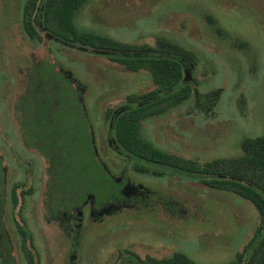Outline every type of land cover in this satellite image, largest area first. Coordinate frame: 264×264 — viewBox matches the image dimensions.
<instances>
[{
  "label": "rangeland",
  "instance_id": "rangeland-1",
  "mask_svg": "<svg viewBox=\"0 0 264 264\" xmlns=\"http://www.w3.org/2000/svg\"><path fill=\"white\" fill-rule=\"evenodd\" d=\"M23 2L0 0V145L15 146L16 117L21 112L14 107L27 94V83L37 89L38 80L52 76L48 86L55 99L49 101L59 103L53 108L59 109L55 116L66 119L62 125L78 150L75 190L83 193L75 198L76 204L84 193L95 203H104L118 196L112 178L117 179L124 167L108 147L105 113L124 105L129 95L150 92L154 85L146 71L131 73L102 56L68 50L43 33L39 42L28 40L21 29ZM73 23L80 30L131 45L153 46L164 39L194 55L192 86L199 106L191 98L140 122L141 138L154 147L203 164L239 156L244 138L264 132V0H89ZM70 78L83 87V111L76 102L75 84L67 82ZM85 120L90 136L80 129ZM51 122L61 124L54 118ZM27 127L34 132L39 128L33 122ZM51 134L40 139L28 135L27 144H44L45 151L48 143L60 145ZM27 162L24 217L38 264H114L124 249L141 258L182 253L195 264H226L257 224L253 206L237 196L176 175L138 174L128 166L130 182L153 194L148 206L120 210L103 216L101 222L84 219L73 229L74 237L50 220L49 207L55 213L60 202L48 207L44 200V164L29 149ZM14 236L19 244L20 237ZM16 259L24 264L18 249Z\"/></svg>",
  "mask_w": 264,
  "mask_h": 264
},
{
  "label": "trees",
  "instance_id": "trees-1",
  "mask_svg": "<svg viewBox=\"0 0 264 264\" xmlns=\"http://www.w3.org/2000/svg\"><path fill=\"white\" fill-rule=\"evenodd\" d=\"M88 1L24 0L21 10L24 36L32 42H39L40 33H43L47 39L68 50L102 56L131 73L146 71L154 89L144 94L127 96L125 104L128 108L113 115L108 123L111 125L110 134L124 155L125 164L130 165L132 171L138 174L156 178L176 175L250 203L257 213V224L245 245L226 264H264V132L254 138H244L240 143L239 156L214 159L203 164L168 154L141 138L140 122L159 117L191 98L196 102L197 90L192 86L195 83L192 78V70L196 66L195 57L186 49L164 39L156 40L153 46L131 45L78 29L73 23L74 16ZM50 78L54 80L52 76L46 81L38 80L37 89L27 83V94L23 96L20 107L27 116H42L27 118V123L37 122L38 126L40 123L47 124L39 126L36 132L27 127V136L40 137L47 132L51 134L53 129L51 135L60 143H48L49 150L42 154L48 162L46 199L48 207L54 201L60 202L53 210H62L67 214L77 205L75 198L83 193L79 189L75 190L74 177L79 175L76 159L78 150L72 144L70 132L62 125L67 122L66 119L55 116L59 109L53 111V108L59 107V103L49 101L55 99L48 86ZM110 113H105L106 118H109ZM53 118L61 123L58 129L49 125ZM84 122H81L80 129L83 135H87ZM19 237L24 264H38V257L32 250L30 232L20 230ZM9 259L8 264H13V260ZM114 264L195 263L182 253H173L167 258L148 255L141 258L133 251L124 249L117 253Z\"/></svg>",
  "mask_w": 264,
  "mask_h": 264
},
{
  "label": "flooded vegetation",
  "instance_id": "flooded-vegetation-1",
  "mask_svg": "<svg viewBox=\"0 0 264 264\" xmlns=\"http://www.w3.org/2000/svg\"><path fill=\"white\" fill-rule=\"evenodd\" d=\"M63 77H65L64 73ZM67 78H69V76H67ZM69 80L71 82L67 80L68 83L75 84L74 92L79 96L76 102L80 105L81 110L83 111L80 97L83 87H80V85L73 79L70 78ZM197 101L198 99H196V106H199V103L197 105ZM127 108V105L124 104L112 109L108 118V123L109 120L113 118V115L122 112ZM14 109L15 112H21V114H17L16 117L17 130L15 146L6 144L0 145V264H8L10 260L9 258L13 260V264H17L16 251L17 249L20 251V242L19 244L15 243L14 235L17 234V236H19L20 230L27 231V224L24 217L25 202L27 200V167L29 166V163L27 162V149L38 155L41 162L44 164V200H46V187L49 181L47 173L48 162L42 155L46 150L45 146L41 144L36 147L27 144L29 143L27 142V118L34 119V117L42 116H27L26 113L22 112L20 106H16ZM83 114H85V112ZM85 122L89 127L88 121L85 120ZM29 123L32 122L29 121ZM44 125L47 124L40 123L39 126ZM50 125L55 126V128L58 129L60 124L50 122ZM110 130L111 125L108 124L106 133L108 147L114 155L124 162V155H122L118 146H116L115 141L110 134ZM30 139L31 138L29 137L28 141H30ZM37 139H40V137ZM36 143L38 142L36 141ZM93 148L95 153V147ZM128 166L130 165H127L124 162V167L117 179H113L109 175L118 187V196H112L104 203H95L93 197L92 199H87V196L90 194L86 193L80 202L71 208L69 213L65 214L62 210H57L55 213L52 212L50 214V220H52L62 231L68 234L74 233L75 237L77 232L73 229H78L82 225L84 219L92 222H101L103 216L111 215L120 210L139 209L144 205L148 206L150 197H153V194L141 185H135L130 182L125 174V168ZM102 167L107 171L104 165H102ZM43 202L46 211L47 205L45 201Z\"/></svg>",
  "mask_w": 264,
  "mask_h": 264
},
{
  "label": "water",
  "instance_id": "water-1",
  "mask_svg": "<svg viewBox=\"0 0 264 264\" xmlns=\"http://www.w3.org/2000/svg\"><path fill=\"white\" fill-rule=\"evenodd\" d=\"M185 78H186V76H185ZM90 198L92 199V195L87 196V199H90Z\"/></svg>",
  "mask_w": 264,
  "mask_h": 264
}]
</instances>
